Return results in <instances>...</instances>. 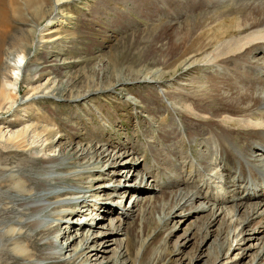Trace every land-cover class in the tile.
Returning <instances> with one entry per match:
<instances>
[{"label":"rangeland","instance_id":"rangeland-1","mask_svg":"<svg viewBox=\"0 0 264 264\" xmlns=\"http://www.w3.org/2000/svg\"><path fill=\"white\" fill-rule=\"evenodd\" d=\"M243 1L251 0H47L52 22L33 12L14 19L10 31L21 43L12 54L26 57V64L14 90L13 68L0 59V143L2 134L8 140L23 130L39 143L47 130L53 133L51 148H39L35 163L26 161L29 151L0 160V209L7 207L0 212V264H264L262 144L246 155L244 135L239 145L228 144L237 162L243 158L252 169L250 178H260L244 175L252 189L212 179L203 186L201 179L214 175L210 165L218 164L219 154L210 148L220 147L188 134L181 113L191 97L217 112L208 76L230 70L214 71L203 62L196 69L203 57L181 54L201 38L204 53L215 51L207 44L213 22L237 19L230 8H243ZM187 31L182 49L180 36ZM253 54L252 62L264 63V50ZM257 70L252 75L264 78ZM43 153L62 158L45 169ZM219 153L227 162L223 170L237 165ZM222 177L229 181L231 175ZM25 179L38 187L33 199L17 190ZM172 179L187 182L182 193L201 191L194 206L157 201L158 185ZM255 190L261 196L253 197ZM58 193L65 195L50 199ZM154 201L151 211L148 202ZM39 205L43 211L21 213ZM226 210L245 220L237 238ZM55 223L61 227L48 230ZM42 230L47 234L34 238L35 256L26 258L32 251L27 236ZM12 231L21 235L10 239Z\"/></svg>","mask_w":264,"mask_h":264},{"label":"bare ground","instance_id":"bare-ground-1","mask_svg":"<svg viewBox=\"0 0 264 264\" xmlns=\"http://www.w3.org/2000/svg\"><path fill=\"white\" fill-rule=\"evenodd\" d=\"M44 2H47V0H0V59L2 57V60L6 61V63H8V65L13 68L12 77L14 78V83L12 84V87L14 90L18 88V80L22 76L23 67L26 64V57L21 55L18 59H14L12 54L13 49L15 46L21 43V41L19 42L20 39L17 37V35L10 31L11 23L15 18H22L23 14L26 12H33V14H35L38 19L47 20V24L52 22L54 19V10L53 8H45L46 4ZM60 2L56 5L58 6ZM263 3L264 2L261 0L240 2V4H243V8H240L239 6H231L230 8L232 12L237 14V19H233L230 22L227 18H222L218 19V21H214L213 24L211 23L213 32L207 35L210 38L207 44L208 46L212 45L213 48H216L215 51L204 53L206 46L204 45L203 38H201L199 41H194L195 46L185 49L186 42L188 41L191 33L187 31L184 32L182 36H180V47L182 46V49H185V51L182 50L183 52L181 55L183 57H187L193 52H197V55L200 58L203 57L197 64H195L196 69H198L201 65L200 62H203L202 64H207L209 68H216L214 71H221V69L224 70L223 68H228L230 70L229 74L223 73L222 75H218L212 73L208 76L211 89L210 92L212 94L209 96L217 97L216 100L219 104V107L215 108L217 112H214L213 108H210V104H202L200 103V100L195 99V97H191L192 99H189L190 103L187 108L188 110L181 111V113L183 120L185 117H187L186 128L188 134H192L194 132L195 135L198 133V135L203 136L200 137L199 142L207 146L210 145L211 142L215 141V144L219 145L220 147L218 150L233 162H237V160L233 152L229 150L228 144L234 141L239 145L242 142L244 136L247 146V149H244L246 151L244 152L245 155L249 150H252V146L255 143H258L259 145L262 144L260 146L264 148V109H262L263 105L260 106L261 104H264V78H260V75H252V70L262 69L264 71V63L257 61L252 62L253 60H250V58H252L254 55L253 53L255 50H264ZM247 5H250V7H246ZM219 27L220 29L217 30ZM5 53L7 54L6 57H4ZM13 124V122H9V125ZM206 132L208 133V136L210 133L209 137L204 136ZM251 132H255V135H250ZM52 133L53 130H47L45 136L43 137L44 140L41 143L38 142L39 140L35 142H31L29 140V130H23L16 138H13L12 135H9L8 140L7 137L5 138V135L2 134V142L0 143V160L6 161L11 158L10 155H13L14 158L19 154L29 151L31 155H27L28 159L26 161L35 163L38 160V156H36V154L39 148H42L43 146L46 149L51 148L52 142L50 141V137ZM210 150L213 152L212 147ZM83 154L84 157H88V152H84ZM125 154L126 152L123 155ZM93 157L94 156H92V159ZM105 157L106 156H104L103 159ZM61 158L62 157L59 154L50 156L46 153H43L40 156L44 168L45 164H53L59 161ZM178 162H180V160ZM199 163L205 164L207 161L202 160ZM240 166L242 167V173L247 174L245 173L243 165ZM46 168H48V166H46ZM170 170L174 172H180L177 166L176 168L170 166ZM252 173L254 176L256 175L254 172ZM79 178H82V174L79 175ZM257 179V176L252 177V180ZM182 182L184 185L187 184L185 180L178 182L177 179H172L168 184L165 183V185L159 184L158 191L160 192V196L157 201L164 204L163 206L168 204H180L182 206L189 205L190 207L193 205V202L200 195H202L201 191H188L187 193H182V189H180ZM0 184L2 185V183ZM18 184L19 186L17 187V190L23 192L24 194H29V197L32 199L36 197V190L38 187L36 189L32 188L31 184L26 179L22 180ZM43 184L44 182L38 183V185ZM169 188L172 190L167 191ZM121 190L122 189L119 191ZM263 190H260L261 193L264 192ZM254 193L252 194L253 196L256 195ZM62 195H65V193L52 195L50 199L58 198ZM148 203H150L149 210L154 211L157 208L156 201ZM5 208L7 207L4 206V208H1L0 212ZM44 208V205L32 206V208H26V210L21 213L28 214V210L35 213L38 211H43ZM203 209H205V207ZM234 209L235 208H233V210ZM233 210H226L224 213L225 219L228 218L233 228H236L234 230V234H236L235 236L237 238V236L242 234V231L237 232L239 225L245 222V220L243 221L239 218L235 219V214H232ZM257 213L258 211H253L252 216ZM217 218H219V216H216L214 221L217 220ZM248 221H250V218H248ZM28 225L33 226L35 224L28 223ZM24 226L26 227L27 225ZM147 226L148 225L145 224L144 228ZM60 227L61 223H55L49 226L48 230H57ZM44 234H47V232L42 230L34 233L32 236H27V246L32 251H27L25 253L26 258L35 256V252L32 248L35 247L34 238L36 239L38 236H42ZM6 235L7 237H10V239H13L14 236L21 235V233L16 234L15 231H12ZM51 246L53 247V244ZM262 256L264 258V253ZM44 257L45 256L41 258ZM62 264H64V262Z\"/></svg>","mask_w":264,"mask_h":264}]
</instances>
